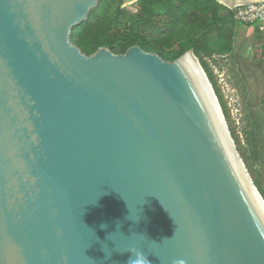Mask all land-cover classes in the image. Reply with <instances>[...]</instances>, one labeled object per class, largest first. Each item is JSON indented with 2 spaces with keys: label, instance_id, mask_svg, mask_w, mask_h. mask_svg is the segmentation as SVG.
<instances>
[{
  "label": "water",
  "instance_id": "95a60500",
  "mask_svg": "<svg viewBox=\"0 0 264 264\" xmlns=\"http://www.w3.org/2000/svg\"><path fill=\"white\" fill-rule=\"evenodd\" d=\"M99 1L0 0V264H264L247 178L264 199L199 59L83 54Z\"/></svg>",
  "mask_w": 264,
  "mask_h": 264
},
{
  "label": "trees",
  "instance_id": "16d2710c",
  "mask_svg": "<svg viewBox=\"0 0 264 264\" xmlns=\"http://www.w3.org/2000/svg\"><path fill=\"white\" fill-rule=\"evenodd\" d=\"M135 10L124 7L122 0H100L88 19L73 28L71 42L87 56L106 48L115 55H124L132 47L154 53L167 62L175 61L193 51L204 69L219 100L224 116L228 115L211 68L203 57L223 55L233 50L235 22L233 12L217 0H139ZM244 27H252L239 23ZM255 32H260L254 27ZM179 47L176 55L172 52ZM229 125V124H228ZM255 139L259 151L254 149V158L264 161V137L262 126L256 123ZM229 130L240 157L254 180L253 171L242 153L234 131ZM262 146V147H261ZM264 175V168L262 170ZM254 184L264 199L262 186Z\"/></svg>",
  "mask_w": 264,
  "mask_h": 264
},
{
  "label": "rangeland",
  "instance_id": "374dc122",
  "mask_svg": "<svg viewBox=\"0 0 264 264\" xmlns=\"http://www.w3.org/2000/svg\"><path fill=\"white\" fill-rule=\"evenodd\" d=\"M126 7L135 10L136 5L134 3ZM234 22L233 50L213 57H207L206 51H203V57L213 72L226 106L227 124L234 131L240 149L253 171L254 180L264 191V161L254 158L253 154L254 149L259 151L255 139L258 134L256 123L262 121L264 110V32L257 33L253 26L244 27ZM178 50L179 47L172 52V56Z\"/></svg>",
  "mask_w": 264,
  "mask_h": 264
},
{
  "label": "bare ground",
  "instance_id": "6f19581e",
  "mask_svg": "<svg viewBox=\"0 0 264 264\" xmlns=\"http://www.w3.org/2000/svg\"><path fill=\"white\" fill-rule=\"evenodd\" d=\"M257 1H262V0H257ZM221 2H222V0H221ZM243 4H246L245 2L244 3H242L241 5H243ZM181 66L183 67V69L185 70V71H187L188 73H193L192 71H194V72H198L200 75H201V77H202V73H201V71H200V67H199V65H198V63H197V60H196V58L192 55V54H188L187 55V57L186 58H184L182 61H181ZM204 78V76L202 77V79ZM208 109V108H207ZM208 112H209V110H208ZM210 115H211V113H209ZM211 117V116H210ZM212 118V117H211ZM213 123H214V126H215V128H216V130H217V134H218V136H219V138L221 137V135H220V133H219V131H218V129H217V126H216V123H215V120L213 121ZM220 141H221V143H222V145H223V148H224V150H225V152L228 154V152H227V149H226V145L224 144V141H223V139L222 138H220ZM230 145V144H229ZM231 146V145H230ZM232 147V146H231ZM231 150H232V148H231ZM232 153L234 154V152H233V150H232ZM236 159V158H235ZM238 161V160H237ZM238 165H239V167H240V169L243 171V173L245 172L244 170H243V167H242V165H241V163L238 161ZM246 173H244V176L247 178V176L245 175ZM247 180H248V185H249V187H251V189H252V191H253V196H252V193L251 194H249L248 195V199H249V201H250V203H251V205H252V207H253V209H254V211H255V213H256V215H257V217H258V219H259V221L261 222V224H262V226H263V228H264V204H263V202H262V199L260 198V196L258 195V193L254 190V188L252 187V185H251V183H250V181H249V179L247 178ZM255 199V200H254Z\"/></svg>",
  "mask_w": 264,
  "mask_h": 264
},
{
  "label": "built area",
  "instance_id": "2783aa9c",
  "mask_svg": "<svg viewBox=\"0 0 264 264\" xmlns=\"http://www.w3.org/2000/svg\"><path fill=\"white\" fill-rule=\"evenodd\" d=\"M228 9L233 12V19L236 22L258 27L264 32V0Z\"/></svg>",
  "mask_w": 264,
  "mask_h": 264
},
{
  "label": "clouds",
  "instance_id": "9594fccd",
  "mask_svg": "<svg viewBox=\"0 0 264 264\" xmlns=\"http://www.w3.org/2000/svg\"><path fill=\"white\" fill-rule=\"evenodd\" d=\"M129 264H150L147 257H145L142 253L137 256L129 259ZM179 264H183V262H179Z\"/></svg>",
  "mask_w": 264,
  "mask_h": 264
},
{
  "label": "flooded vegetation",
  "instance_id": "af4514ba",
  "mask_svg": "<svg viewBox=\"0 0 264 264\" xmlns=\"http://www.w3.org/2000/svg\"><path fill=\"white\" fill-rule=\"evenodd\" d=\"M262 121L260 122L261 126H262V136L264 137V110H263V113H262ZM262 147V146H261Z\"/></svg>",
  "mask_w": 264,
  "mask_h": 264
}]
</instances>
